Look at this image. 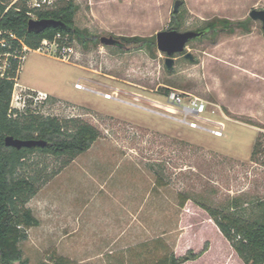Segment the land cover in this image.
Masks as SVG:
<instances>
[{"label":"rangeland","instance_id":"374dc122","mask_svg":"<svg viewBox=\"0 0 264 264\" xmlns=\"http://www.w3.org/2000/svg\"><path fill=\"white\" fill-rule=\"evenodd\" d=\"M183 1L178 31L210 23L219 31L190 42L194 60L176 54L171 72L156 35L175 27L176 0H76L75 27L87 42L61 37L73 50L66 59L47 49L22 54L15 83L48 100L11 117L77 120L100 133L73 160L35 153L21 169L40 188L28 204L40 225L20 243L29 264H161L207 242L186 264H244L200 204L249 219L264 201V31L250 18L264 0ZM131 37L151 44L122 41ZM167 91L185 104L203 100L206 113L168 112ZM210 120L225 123L222 137L189 124Z\"/></svg>","mask_w":264,"mask_h":264},{"label":"trees","instance_id":"16d2710c","mask_svg":"<svg viewBox=\"0 0 264 264\" xmlns=\"http://www.w3.org/2000/svg\"><path fill=\"white\" fill-rule=\"evenodd\" d=\"M10 0H0V56L11 54L10 68L5 77L0 75V264H29L24 258L20 243L28 239V230L38 227L40 221L28 207L29 202L39 192L38 180L20 174L30 155L43 153L55 157L67 156L73 160L78 155L86 153L100 137L99 131L89 124L77 120L60 121L55 117L42 115L10 116V105L17 72L20 69L22 45L38 49L43 40L53 41L58 35L60 39L68 37L77 39L80 43L87 42L75 27V16L79 6L71 0L58 8L41 12L38 20H55L64 24L63 27H51L40 33L29 32V17L24 11H16L7 7ZM180 13V10H179ZM179 13L173 12V26L180 28ZM222 26L232 29V23L221 21ZM237 26H244L237 23ZM208 31L202 38L211 37L219 30L210 23ZM198 38L195 40H199ZM5 41L6 46L1 41ZM61 42V40H59ZM127 45H137L140 48L151 43L148 40L131 37L123 38ZM154 44V41L152 42ZM169 95V91H167ZM7 137L21 141H39L45 145L23 147L17 149L6 145ZM256 143L253 157L257 155ZM184 202H182V206ZM215 222L222 235L230 242L232 248L244 264H264V201L257 206L259 213L252 218L223 210L206 207L200 204ZM209 251L207 242L202 250L195 252L190 249L183 256L175 253L166 255L161 264H186L196 262ZM57 264H71L69 260L58 258Z\"/></svg>","mask_w":264,"mask_h":264},{"label":"built area","instance_id":"2783aa9c","mask_svg":"<svg viewBox=\"0 0 264 264\" xmlns=\"http://www.w3.org/2000/svg\"><path fill=\"white\" fill-rule=\"evenodd\" d=\"M71 0H10L7 11L9 9H14L16 11H24L30 20L38 21L39 14L45 11H51L58 8L61 4L68 2ZM76 1V0H73ZM2 32H0V35ZM60 35H58L53 41L51 40H43L40 47L36 50L29 48L27 45L21 42L22 50L21 56L18 57L19 60H24L25 57L22 56L23 53L27 52H38L42 53L44 50H48L54 55L60 53L64 59L68 57V55L73 51L71 48H67L65 46L59 45ZM2 45L6 46L5 41H1ZM11 54H6L4 56H0V75L1 77H5L6 71L10 68L9 57ZM16 81V80H15ZM80 85H76L79 88ZM168 106H166V110L168 112H176L177 108H181L182 112L185 116L190 115L194 117H202L207 111L206 103L194 97L191 99L188 104L184 103V99L181 95L176 93H169L167 96ZM48 100V94L46 92L32 90L30 88L21 86L17 82L14 85L11 105H10V114L16 115L19 112H25L32 105L44 104L45 101ZM214 113V111H213ZM10 115V116H11ZM15 117V116H14ZM213 126L209 128H204L196 122L189 123L192 128L197 129H205L210 134L222 137L225 134L226 125L223 121L218 120H210ZM184 123H187L185 120Z\"/></svg>","mask_w":264,"mask_h":264},{"label":"water","instance_id":"95a60500","mask_svg":"<svg viewBox=\"0 0 264 264\" xmlns=\"http://www.w3.org/2000/svg\"><path fill=\"white\" fill-rule=\"evenodd\" d=\"M184 4L183 0H176L173 12L175 14L179 13L180 7ZM250 18L254 21H261L263 24L264 31V10L258 11L253 10L250 13ZM64 24L60 21L55 20H30L28 23L29 32L40 33L51 27H63ZM208 31H187L180 32L178 31L177 26L173 27L170 30L161 31L156 35V44L159 51L165 53L167 58L165 60V65L167 70L171 72L174 68L176 54H184L187 59L190 61L194 60V57L191 53H186L187 45L195 39L202 38ZM102 44L105 46H114L118 43L117 40L113 38H102ZM5 143L9 147H15L17 149H22L23 147H33L37 145L44 146V142L39 141H21L14 139L13 137H7Z\"/></svg>","mask_w":264,"mask_h":264},{"label":"flooded vegetation","instance_id":"af4514ba","mask_svg":"<svg viewBox=\"0 0 264 264\" xmlns=\"http://www.w3.org/2000/svg\"><path fill=\"white\" fill-rule=\"evenodd\" d=\"M86 39H87V37H86ZM114 39V38H113ZM118 41V40H117ZM194 41V40H193ZM114 46H117V47H121L122 46V43L121 42H119L118 41V43L116 44V45H114ZM187 53V52H186ZM180 55V54H179ZM184 54H182V56H183ZM185 56V55H184Z\"/></svg>","mask_w":264,"mask_h":264},{"label":"bare ground","instance_id":"6f19581e","mask_svg":"<svg viewBox=\"0 0 264 264\" xmlns=\"http://www.w3.org/2000/svg\"><path fill=\"white\" fill-rule=\"evenodd\" d=\"M81 86V85H80ZM80 86H79V88H80ZM108 95H106V97H107Z\"/></svg>","mask_w":264,"mask_h":264},{"label":"crops","instance_id":"0c3cea01","mask_svg":"<svg viewBox=\"0 0 264 264\" xmlns=\"http://www.w3.org/2000/svg\"><path fill=\"white\" fill-rule=\"evenodd\" d=\"M25 87V86H24ZM28 88V87H27Z\"/></svg>","mask_w":264,"mask_h":264}]
</instances>
